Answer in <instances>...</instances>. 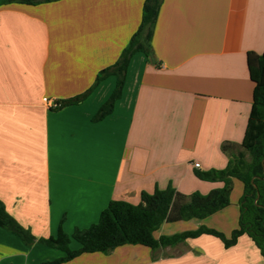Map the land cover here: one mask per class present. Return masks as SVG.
Returning <instances> with one entry per match:
<instances>
[{
	"label": "crops",
	"instance_id": "crops-1",
	"mask_svg": "<svg viewBox=\"0 0 264 264\" xmlns=\"http://www.w3.org/2000/svg\"><path fill=\"white\" fill-rule=\"evenodd\" d=\"M144 3L0 0V200L37 240L88 228L111 201L139 204L142 192L172 185L185 196L208 194L224 184L197 172L225 169L232 154L245 152L254 90L248 57L264 52V0H163L153 55L132 57L110 115L93 121L115 76L82 103L54 108L88 92L116 63ZM243 191L234 179L227 207L204 219L166 221L155 236L206 226L230 238ZM70 247L80 245L72 240ZM63 256L0 226V264ZM63 264H264V257L247 234L230 248L204 234L154 250L84 253Z\"/></svg>",
	"mask_w": 264,
	"mask_h": 264
},
{
	"label": "trees",
	"instance_id": "trees-1",
	"mask_svg": "<svg viewBox=\"0 0 264 264\" xmlns=\"http://www.w3.org/2000/svg\"><path fill=\"white\" fill-rule=\"evenodd\" d=\"M23 1L40 3L52 0ZM162 3L163 0H145L141 23L116 63L99 72L95 84L88 92L60 100L54 108L82 103L100 82L109 76H115L116 87L94 116L93 121H100L110 115L114 111L116 102L122 97L132 57L137 53H144L147 57L153 55L152 38ZM248 62L254 90L252 109L242 142L245 152L232 154L225 169L197 172V177L200 179L222 182L223 187L214 189L208 194L196 192L185 196L169 185L166 189H156L153 193L142 192L139 204L114 200L102 211L98 222L90 227L76 228L72 235L60 229L56 237L39 240L8 213L0 200V226L21 237L27 244L38 241L65 252L63 257L40 264H63L84 253L108 254L126 245H141L153 250L165 248L204 234L219 238L226 248L232 247L240 236L247 234L264 257V52L261 55L249 54ZM231 147V144H224L223 150L229 153ZM247 154L250 160L247 159ZM234 179L243 183L244 191L239 202V227L232 232L230 238L206 226L170 236L162 235L159 238L155 236V232L166 221L204 219L227 207L230 204ZM72 240L79 243V249H71Z\"/></svg>",
	"mask_w": 264,
	"mask_h": 264
},
{
	"label": "built area",
	"instance_id": "built-area-1",
	"mask_svg": "<svg viewBox=\"0 0 264 264\" xmlns=\"http://www.w3.org/2000/svg\"><path fill=\"white\" fill-rule=\"evenodd\" d=\"M195 167L196 168L200 167V164L199 163H195Z\"/></svg>",
	"mask_w": 264,
	"mask_h": 264
},
{
	"label": "rangeland",
	"instance_id": "rangeland-1",
	"mask_svg": "<svg viewBox=\"0 0 264 264\" xmlns=\"http://www.w3.org/2000/svg\"><path fill=\"white\" fill-rule=\"evenodd\" d=\"M247 159L250 160V157L248 156Z\"/></svg>",
	"mask_w": 264,
	"mask_h": 264
}]
</instances>
